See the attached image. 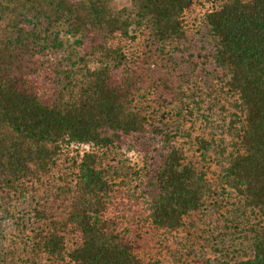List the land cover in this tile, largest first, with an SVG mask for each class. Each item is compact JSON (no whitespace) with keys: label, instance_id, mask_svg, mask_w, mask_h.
I'll return each instance as SVG.
<instances>
[{"label":"trees","instance_id":"obj_1","mask_svg":"<svg viewBox=\"0 0 264 264\" xmlns=\"http://www.w3.org/2000/svg\"><path fill=\"white\" fill-rule=\"evenodd\" d=\"M131 3L0 0V264H148L109 215L128 144L155 228L210 198L231 248L201 264H264V0ZM204 89L229 98L231 138L196 136L199 167L177 140Z\"/></svg>","mask_w":264,"mask_h":264},{"label":"rangeland","instance_id":"obj_2","mask_svg":"<svg viewBox=\"0 0 264 264\" xmlns=\"http://www.w3.org/2000/svg\"><path fill=\"white\" fill-rule=\"evenodd\" d=\"M89 1V0H84ZM109 4L114 8L131 7V0H109ZM209 3H206V7ZM211 6V5H210ZM203 12L202 8H198L192 15V21L199 20ZM197 37H200L199 34ZM196 37V38H197ZM194 38L198 43L199 39ZM212 69V68H211ZM205 77L202 73V80H199L201 87L205 88ZM150 85H152L150 83ZM155 92V91H154ZM153 92V93H154ZM158 94V92H155ZM213 93L210 89H204L203 93V109L202 113L206 114L207 118L197 114L194 117V122H185L183 129L185 132L180 134L178 138L179 145L185 150L187 160L194 161L199 167H206L209 165V159H204L201 152L196 149V136H212L214 133L217 136H222L225 140L231 138V134L227 130V121L229 120L230 100L226 95L212 97ZM156 95H151L154 98ZM225 101L228 109H222ZM186 112V111H185ZM189 113V112H188ZM186 117H190L189 114ZM186 119V118H185ZM188 136L190 138H188ZM74 149L78 151L89 150L91 146L72 144ZM73 153L75 154V150ZM72 151V150H71ZM72 153V152H70ZM210 153L215 154L213 150ZM118 157L125 159L127 169L122 168L121 162L117 158L113 160L110 158V163L114 165L117 170H121L122 175L114 179L116 183L114 204L111 207L110 214L120 221L119 227L125 229L130 234L134 248L140 255L148 262V264H201V261L207 260L214 263L218 258V247L225 250L231 248L229 245L231 241H221L220 238L214 236L217 231L212 229L215 225V217L218 216L217 206L209 198L204 212L200 217L193 216L188 221L185 228H180L169 232L160 230L154 227L151 221L148 220V210L146 201L148 196L143 190V185L140 187L139 183H143V174L140 170L147 165L148 159L145 154L134 146L125 145L122 148V154ZM215 169L212 166L208 172L209 177L214 179L215 175L211 172ZM127 172V173H126ZM135 172L138 174L135 176ZM225 209L223 208L222 211ZM0 232L3 230H12L13 223L10 219H4L0 222ZM196 223V225H192ZM189 232V233H188Z\"/></svg>","mask_w":264,"mask_h":264}]
</instances>
